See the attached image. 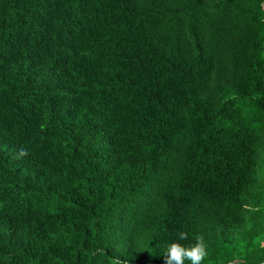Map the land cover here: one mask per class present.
<instances>
[{
    "label": "trees",
    "instance_id": "1",
    "mask_svg": "<svg viewBox=\"0 0 264 264\" xmlns=\"http://www.w3.org/2000/svg\"><path fill=\"white\" fill-rule=\"evenodd\" d=\"M198 236L264 263V0H0V264Z\"/></svg>",
    "mask_w": 264,
    "mask_h": 264
},
{
    "label": "clouds",
    "instance_id": "2",
    "mask_svg": "<svg viewBox=\"0 0 264 264\" xmlns=\"http://www.w3.org/2000/svg\"><path fill=\"white\" fill-rule=\"evenodd\" d=\"M185 238V233L180 232L178 234V240ZM205 249L206 245L202 236H198L196 242L190 247H185L174 241L170 243L164 261L165 264H184L185 260H188L190 264H201L206 256ZM114 264H119L118 259L114 261Z\"/></svg>",
    "mask_w": 264,
    "mask_h": 264
},
{
    "label": "water",
    "instance_id": "3",
    "mask_svg": "<svg viewBox=\"0 0 264 264\" xmlns=\"http://www.w3.org/2000/svg\"><path fill=\"white\" fill-rule=\"evenodd\" d=\"M264 264V263H263Z\"/></svg>",
    "mask_w": 264,
    "mask_h": 264
}]
</instances>
